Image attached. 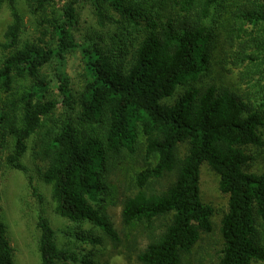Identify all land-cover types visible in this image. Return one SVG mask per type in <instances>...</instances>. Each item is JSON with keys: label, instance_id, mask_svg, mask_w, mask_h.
I'll use <instances>...</instances> for the list:
<instances>
[{"label": "trees", "instance_id": "obj_1", "mask_svg": "<svg viewBox=\"0 0 264 264\" xmlns=\"http://www.w3.org/2000/svg\"><path fill=\"white\" fill-rule=\"evenodd\" d=\"M55 2L0 0L11 16L0 57V153L8 152L7 164L25 172L22 159L33 142L56 214L117 243L119 233L98 205L111 193V171L143 145L147 164L135 174L136 192L123 200L122 222H160L161 231L139 253V264H183L213 232L215 211L200 190L207 165L228 197L214 264H264V171L251 170L254 150L264 149V69L244 93L203 85L214 63L228 58L237 67H264V0ZM21 3L36 21L34 40L24 37ZM84 4L96 17V33H79ZM76 53L81 92L70 88L67 72ZM60 84L67 85L60 99H50ZM37 226L41 264L79 261L59 246L48 218L40 216ZM0 264H15L1 217Z\"/></svg>", "mask_w": 264, "mask_h": 264}, {"label": "rangeland", "instance_id": "obj_2", "mask_svg": "<svg viewBox=\"0 0 264 264\" xmlns=\"http://www.w3.org/2000/svg\"><path fill=\"white\" fill-rule=\"evenodd\" d=\"M66 1L56 0L55 5L59 7ZM21 9L25 15L24 37L34 40L39 37L36 21L27 13L22 3ZM10 22V11L5 4L0 10V57L3 53L1 45L4 44V33ZM96 22L92 8L87 4L82 5L79 15V33L98 32ZM220 62L214 63L210 77L203 82L204 86L209 83H224L244 93L251 82L259 79L258 71L264 69V67L260 68V64L250 61L238 67L234 66L229 58L227 61ZM228 69L231 73L227 72ZM67 72L70 88L74 92H81L84 74L79 53L69 57ZM47 73L49 78H54V66L49 67ZM249 74H251L249 79H244ZM65 85L53 86L48 97L60 99L61 90ZM254 152L256 161L251 170L262 173L264 149L254 150ZM7 155V151L0 153V217L7 226L9 240L14 248L15 264H41L40 230L37 226L40 216L48 218L51 222L57 233L59 246L79 260L78 262L70 260L62 264H81L80 261L85 258L98 264H139V253L146 248L152 237L161 231L160 222H156L152 227L140 224L125 226L122 222L123 200L136 192L135 174L147 164L143 145L137 148L134 156L118 163L111 171L112 174L107 180L111 193L98 205L118 231L120 241L117 243L112 242L101 232L94 231L90 225L75 224L56 214L51 199V188L42 179L46 164L36 156L33 142L29 144V150L22 159L26 168L25 172L12 169L7 164ZM219 183V176L209 166L203 165L200 175L201 198L205 204L214 208L213 232L202 237L192 253L184 258L183 264H214L218 261L223 248L221 222L228 210V197L221 192ZM88 237H93L99 242L93 244Z\"/></svg>", "mask_w": 264, "mask_h": 264}]
</instances>
